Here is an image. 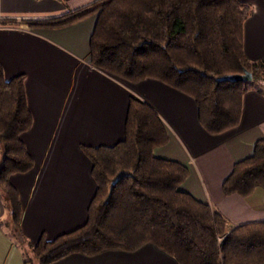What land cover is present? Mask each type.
Instances as JSON below:
<instances>
[{"label": "trees", "instance_id": "1", "mask_svg": "<svg viewBox=\"0 0 264 264\" xmlns=\"http://www.w3.org/2000/svg\"><path fill=\"white\" fill-rule=\"evenodd\" d=\"M251 14L252 6L241 0H95L26 23L62 27L96 15L89 43L94 66L132 83L156 79L189 95L201 127L218 134L240 123L252 83L264 94V62L250 61L243 48V25ZM245 71L251 80H222ZM31 125L24 75L6 79L0 63V199L8 204L6 227L18 243L24 240L22 204L9 177L34 166L20 137ZM167 142L159 114L130 96L123 138L112 145H81L95 183L85 221L52 239L23 241V264H49L71 253L134 251L146 243L178 264H264V221L229 226L207 202L181 190L188 167L153 152ZM256 187L264 189V138L233 164L221 185L224 195L243 197Z\"/></svg>", "mask_w": 264, "mask_h": 264}, {"label": "crops", "instance_id": "2", "mask_svg": "<svg viewBox=\"0 0 264 264\" xmlns=\"http://www.w3.org/2000/svg\"><path fill=\"white\" fill-rule=\"evenodd\" d=\"M95 0H0V63L6 79L24 75L30 129L21 140L34 160L31 170L9 178L22 204L24 243L81 225L95 183L81 145H112L124 136L128 99L148 103L159 114L168 142L154 148L158 157L189 169L180 189L207 202L229 226L264 221V189L246 196L224 195L222 182L233 164L264 138V95L249 90L242 99L240 123L218 134L199 124L189 95L152 78L132 83L90 62V36L96 15L62 27L29 26L26 21L55 17ZM252 6L243 25V48L250 61L264 62V0H241ZM0 220L9 223L0 199ZM0 226V264H23L22 243ZM49 264H178L146 243L134 251L112 250L85 256L71 253Z\"/></svg>", "mask_w": 264, "mask_h": 264}, {"label": "water", "instance_id": "3", "mask_svg": "<svg viewBox=\"0 0 264 264\" xmlns=\"http://www.w3.org/2000/svg\"><path fill=\"white\" fill-rule=\"evenodd\" d=\"M252 79V75L249 71H245L243 74L227 75L222 78L225 81H248Z\"/></svg>", "mask_w": 264, "mask_h": 264}, {"label": "rangeland", "instance_id": "4", "mask_svg": "<svg viewBox=\"0 0 264 264\" xmlns=\"http://www.w3.org/2000/svg\"><path fill=\"white\" fill-rule=\"evenodd\" d=\"M250 87H251L250 90H253V91H256V92H259V93H260V91L258 90V86H257V84L252 83ZM260 94L264 95L263 93H260ZM1 153H2V149H1V145H0V158H1ZM11 176H12V175H10V177H11ZM10 177H9V178H10ZM2 201H3L6 205H8L6 201H4V200H2ZM7 207H8V206H7ZM0 222H1V220H0ZM1 227L4 228V229H6V232H8V234L11 235V233H9V231H8V228L6 227V223H5V221L3 222V225H2ZM26 251H27L28 256H31V252H30V249H29L28 247H26ZM34 263L36 264V262H34Z\"/></svg>", "mask_w": 264, "mask_h": 264}]
</instances>
